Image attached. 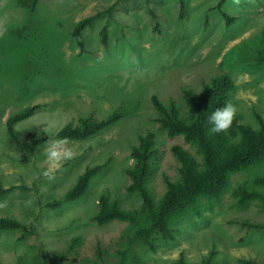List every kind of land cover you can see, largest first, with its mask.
I'll return each instance as SVG.
<instances>
[{
    "label": "rangeland",
    "instance_id": "obj_1",
    "mask_svg": "<svg viewBox=\"0 0 264 264\" xmlns=\"http://www.w3.org/2000/svg\"><path fill=\"white\" fill-rule=\"evenodd\" d=\"M180 1L184 3L180 18ZM220 0H0V184L14 190L0 202V218L32 226L35 235L20 241V233L0 231V262L16 264L36 247L61 264H116L126 224L98 226L92 220L98 199L106 195L125 210H137L141 200L125 190L130 151L138 137L155 136L158 150L149 190L155 200L166 190L164 179L178 181L179 164L171 147L181 146L196 159L181 137L168 138L156 122L151 105L156 95L182 118L188 114L183 91L199 96L202 84L226 75L232 82L229 102L236 116L257 129L254 113L264 120V65H255L262 46L264 0H225L222 10L236 20L225 25L216 10ZM24 2H27L26 6ZM96 16L83 32L84 48L71 37L83 18ZM157 26V27H156ZM107 31L103 46L99 33ZM238 77H245L238 79ZM27 106L38 109L15 126L19 133L46 138L34 156L9 140L6 119ZM120 117L112 126L85 140L68 142L74 155L50 172L46 149L57 132L80 119L102 121ZM84 196L57 210L46 208L61 199L86 167L106 164ZM250 175L230 178V189L212 212L179 222L174 241H155L156 251L137 248L144 264H264V226L257 202L234 207L232 189ZM78 243L72 246L73 240Z\"/></svg>",
    "mask_w": 264,
    "mask_h": 264
},
{
    "label": "trees",
    "instance_id": "obj_2",
    "mask_svg": "<svg viewBox=\"0 0 264 264\" xmlns=\"http://www.w3.org/2000/svg\"><path fill=\"white\" fill-rule=\"evenodd\" d=\"M37 0H31L33 7ZM146 10L152 19H156L150 0H144ZM225 0H220L216 10L221 14L228 27L235 22V18L227 15L222 6ZM27 2H24L26 6ZM184 3L180 1V18L183 17ZM96 16L81 19L71 30V37L80 49L84 48L83 32L90 27ZM157 27V26H156ZM103 46L107 45V31L102 28L99 33ZM262 46L255 50L253 61L255 65H264V31L262 32ZM232 82L226 75L213 78L209 83L202 84L199 96L193 92L183 91V100L188 107V114L182 118L178 109L171 104L167 108L161 100L153 95L150 99L160 129L170 139L181 137L191 146L199 160L181 146L171 147V153L179 164L178 181L171 182L164 179L166 190L155 200L149 190V182L153 174V161L158 150L155 136L147 132L138 137L136 146L130 151L132 165L126 169L128 194H136L141 200V207L137 210H125L117 202L111 201L106 195L98 199L97 212L93 221L98 226H105L111 222L126 224L123 232L122 244L117 251L116 264H144L142 258L135 255V249L145 248L155 252L157 238L162 241H174L179 233V222L191 218H201L204 207L212 212L230 189V178L237 174L250 175V181L237 184L231 191L234 207L244 209L251 202H257L264 214V120L254 113L258 128L240 122L235 116L232 126L226 133L214 134L210 131L208 116L216 108L229 102ZM36 106H27L9 116L5 121L6 133L11 143L21 152L34 156L45 143L46 138L31 132L19 133L15 126L27 120L37 110ZM120 117H110L102 121L80 119L77 125H66L55 135L56 139L66 138L68 142L85 141L112 126ZM106 164L89 166L77 177L74 185L59 200H49L46 208L57 210L64 204L81 199ZM14 188L5 189L0 184V202L4 200ZM242 227L264 231V226L241 223ZM0 231L18 232L19 240L23 241L35 235L32 226H26L14 219L0 218ZM78 240L72 242L77 245ZM64 256L57 254L53 258L46 257L41 248L36 247L30 257H19L16 264H61ZM0 264H2L0 262ZM174 264H185L180 257ZM239 264H257L250 260H239Z\"/></svg>",
    "mask_w": 264,
    "mask_h": 264
},
{
    "label": "clouds",
    "instance_id": "obj_3",
    "mask_svg": "<svg viewBox=\"0 0 264 264\" xmlns=\"http://www.w3.org/2000/svg\"><path fill=\"white\" fill-rule=\"evenodd\" d=\"M244 78L238 77V79ZM237 110V105L228 102L212 111L208 116V123L211 125L210 131L214 134L226 133L232 126ZM67 145L68 141L66 138L55 139L48 144L46 159L49 163V168L44 171L43 174L45 176H49L50 172L55 171L63 161L72 158L74 152Z\"/></svg>",
    "mask_w": 264,
    "mask_h": 264
}]
</instances>
